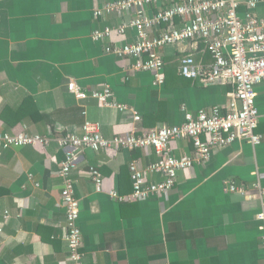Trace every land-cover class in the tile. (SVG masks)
<instances>
[{
    "label": "crops",
    "instance_id": "obj_1",
    "mask_svg": "<svg viewBox=\"0 0 264 264\" xmlns=\"http://www.w3.org/2000/svg\"><path fill=\"white\" fill-rule=\"evenodd\" d=\"M108 1L0 0V134L51 138L47 147L0 148V264H69L62 240L61 135L81 134L86 119L98 123L108 138L143 135L162 125H181L185 110L194 115L216 105L226 109L232 98L228 84H204L181 75L185 55L210 63L202 43L164 47L165 83L160 87L152 86L150 73L128 68L133 59L106 55L103 43L92 41V31L133 17L94 18V8ZM259 13L263 16L262 7ZM160 33L149 32V37ZM127 36L135 38L133 31ZM72 82L88 97L78 99L68 91ZM104 84L139 121L89 96ZM256 94L260 144L239 139L214 151L202 166L179 171L174 188L153 199L117 202L108 194L129 195L128 163L144 169L156 159L153 149L78 152L71 177L83 264H264L263 222L257 218L261 208L252 188L258 182L264 190V82ZM170 146L177 157L192 153L189 139ZM90 167L102 175L100 192ZM227 180L245 187L246 195L225 191Z\"/></svg>",
    "mask_w": 264,
    "mask_h": 264
},
{
    "label": "built area",
    "instance_id": "obj_2",
    "mask_svg": "<svg viewBox=\"0 0 264 264\" xmlns=\"http://www.w3.org/2000/svg\"><path fill=\"white\" fill-rule=\"evenodd\" d=\"M149 6L153 7L151 12ZM260 7L264 9V0H109L94 8L93 17L96 19L103 15L133 13L130 20L118 26L94 29L91 39L103 43L106 55L133 59L128 68L150 73L152 86L160 87L165 83L164 47L177 42H196L204 45L210 63H198L191 54L185 55L180 60L181 75L189 80H201L204 84H228L233 94L226 109L216 105L199 109L194 115L185 110L181 125H162L143 135L130 132L108 138L101 134L98 123L86 119L81 134L66 132L58 138L64 153L59 171L65 212L62 240L67 247L69 264H83L79 202L71 177L77 167L78 152H102L110 148L154 150L155 161L144 169L138 168L134 161L128 163L132 188L129 195L122 196L116 190L108 193L111 199L124 202L146 201L169 193L176 184L179 171L192 169L194 165L202 166L214 151L239 139L253 146L260 144L262 136L255 133L260 117L256 87L264 82V14L260 15ZM132 31L135 38L130 40L127 33ZM152 31L161 33L150 38L149 32ZM67 88L78 99L88 97L78 92L73 82ZM89 96L104 108L128 112L133 121L140 120L135 111L115 100L113 90L107 84L91 90ZM181 139L190 140L192 153L177 157L170 144ZM50 141L48 136L26 132L0 134L2 150L34 145L47 147ZM89 175L96 192H100L101 173L90 167ZM252 188L257 191L260 202L257 218L263 222L260 246L264 254V190L258 182ZM224 190L241 195L247 193L245 187L232 180L224 182Z\"/></svg>",
    "mask_w": 264,
    "mask_h": 264
},
{
    "label": "water",
    "instance_id": "obj_3",
    "mask_svg": "<svg viewBox=\"0 0 264 264\" xmlns=\"http://www.w3.org/2000/svg\"><path fill=\"white\" fill-rule=\"evenodd\" d=\"M188 42H177L175 45L177 46V47H180V46H182V45H184V44H187ZM194 43H196V42H194Z\"/></svg>",
    "mask_w": 264,
    "mask_h": 264
},
{
    "label": "trees",
    "instance_id": "obj_4",
    "mask_svg": "<svg viewBox=\"0 0 264 264\" xmlns=\"http://www.w3.org/2000/svg\"><path fill=\"white\" fill-rule=\"evenodd\" d=\"M164 72H165V69H164ZM166 73H167V69H166ZM127 176L129 177V172H128ZM128 177H127V178H128ZM130 185H131V184H130Z\"/></svg>",
    "mask_w": 264,
    "mask_h": 264
}]
</instances>
